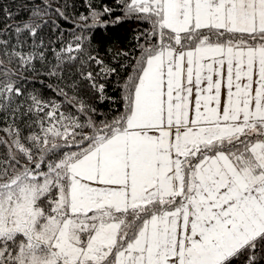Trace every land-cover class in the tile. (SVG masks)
I'll return each instance as SVG.
<instances>
[{
	"label": "snow or ice",
	"instance_id": "1",
	"mask_svg": "<svg viewBox=\"0 0 264 264\" xmlns=\"http://www.w3.org/2000/svg\"><path fill=\"white\" fill-rule=\"evenodd\" d=\"M81 3H0V264H264V0Z\"/></svg>",
	"mask_w": 264,
	"mask_h": 264
},
{
	"label": "trees",
	"instance_id": "2",
	"mask_svg": "<svg viewBox=\"0 0 264 264\" xmlns=\"http://www.w3.org/2000/svg\"><path fill=\"white\" fill-rule=\"evenodd\" d=\"M27 0H0V3H3L5 5V7H11L13 9V12L15 14V12L20 11L21 10V5L26 3ZM46 2H48V0H46ZM67 2L68 5H70V7L68 8L69 13H73L74 11H80V12H84V6L81 3V0H51V4H52V8L55 9L56 7H59L61 4ZM71 5H75V8L71 7ZM26 9L24 10V12L26 13ZM51 15V13H50ZM63 27L65 29H67L68 25L64 24ZM123 31V30H121ZM51 38L53 41L57 40V34L56 33H51ZM58 42V41H57ZM127 47L125 50H127L129 52V61L131 60V58L135 55L138 54L137 50L133 49L131 47L132 44H134V41H131L129 39V41L125 42ZM52 47H55V44L52 45ZM53 57L49 56V60H52ZM129 61H125L124 63L126 65L129 64ZM128 71L131 72V68L128 67ZM42 74L39 77H33L30 76L29 79V87L34 86L37 89H45L46 91V85L49 83H52V79L51 78H47L43 75V70H41ZM122 74H123V70H121ZM109 94L110 95H114L116 94V86L115 84H113V86L110 88L109 90ZM49 95H51V93H49ZM102 112L107 113L108 109L102 108L101 109Z\"/></svg>",
	"mask_w": 264,
	"mask_h": 264
}]
</instances>
